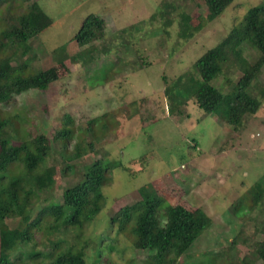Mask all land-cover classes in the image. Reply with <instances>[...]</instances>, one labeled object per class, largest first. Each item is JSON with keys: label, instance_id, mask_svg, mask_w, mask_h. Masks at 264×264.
<instances>
[{"label": "rangeland", "instance_id": "374dc122", "mask_svg": "<svg viewBox=\"0 0 264 264\" xmlns=\"http://www.w3.org/2000/svg\"><path fill=\"white\" fill-rule=\"evenodd\" d=\"M34 4L52 22L20 45L15 59L28 62L27 68L37 75L51 71L58 81L46 90L32 86L0 105L1 115L13 121L4 133L14 136V143L41 136L47 141L48 177L40 207L48 204L44 199L49 196L61 203L66 190L84 180L89 164L112 163L102 186L101 221L85 232L86 238L92 230L96 234L93 243L81 250L86 264L145 263L147 256L132 247L131 235L118 234L115 226L108 228L110 221L105 222L139 202L141 189L191 211L202 209L212 219V226L180 263H203L205 255L220 253L256 261L258 239L253 234L264 227V198L254 210L248 208L249 190L264 180V100L236 131L222 111L205 115L193 95L203 83L197 60L219 47L226 53L235 49L245 59L240 66L228 55L213 82L228 96L227 103L236 96V83L243 74H255L250 95L260 97L262 57L232 30L264 0H234L212 21L206 19L203 0L29 3ZM17 6V12H22V6ZM182 13L190 17L184 36L178 26ZM89 15L100 17L105 31L99 41L81 47L76 34ZM66 114L69 121L64 123ZM91 119L95 120L93 131L85 140L93 149L67 162L60 155L64 147L54 142L60 126L64 123L76 135ZM67 140L70 153L74 139ZM244 197L245 214L235 215L232 205ZM5 223L16 226L13 220ZM54 227L62 228L59 222ZM74 236L69 230L71 244L76 243ZM235 239L237 246L228 251ZM224 262L217 257L214 264Z\"/></svg>", "mask_w": 264, "mask_h": 264}, {"label": "trees", "instance_id": "16d2710c", "mask_svg": "<svg viewBox=\"0 0 264 264\" xmlns=\"http://www.w3.org/2000/svg\"><path fill=\"white\" fill-rule=\"evenodd\" d=\"M31 1L0 0V105L32 86L46 90L58 81L51 71L37 75L27 68L28 62L20 63L15 59L19 46L26 45L31 36L52 22L35 4L29 5ZM233 1L203 0L208 10L207 21L221 16ZM17 5L22 6V12H17ZM189 21L190 17L182 13L178 25L181 36L189 28ZM104 31L103 20L89 15L76 36L83 47L99 41ZM232 31L239 32L243 42L260 53L264 64V4L249 9ZM228 55L240 66L245 63L235 49L226 53L219 47L197 60L203 83L193 97L205 115L222 111L226 123L237 131L245 116L254 115L260 109L264 89H259V98L252 97L250 89L256 76L254 73L243 74L236 83V96L227 103L230 99L213 82L221 75L222 62ZM63 119L64 123L69 121V115ZM12 122L10 117L5 118L0 112V264H86L81 250L86 243H93L96 234L92 230L91 237L86 238L85 232L101 221L102 186L108 181L107 173L113 169L112 163L106 160L89 164L84 168V180L68 188L61 203L49 196L44 199L48 204L40 207L39 199L46 191L48 173L44 162L49 146L42 136L14 143L15 137L4 133ZM64 123L54 142L64 147L60 155L66 157L67 162L77 161L93 149L85 137L92 133L95 120H89L76 135ZM70 137L74 144L69 153L66 148ZM66 167L70 168L69 165ZM140 194L139 202L120 209L105 222L110 221L108 228L115 226L118 234L131 235L132 247L147 256L144 264H214L217 257L224 259V264H264V227L253 234L258 239L254 251L256 261L220 253L205 255L203 263L201 260L180 263V259L188 257L193 245L212 226V219L202 209L191 211L173 205L150 190L141 189ZM249 195L251 206L248 210L252 211L263 201L264 180L257 181ZM244 199L240 198L232 205L235 215L245 214ZM90 208L91 211L88 210ZM6 220L16 221V226L10 228ZM58 222L62 228L54 227ZM69 230L76 235L75 244L69 242ZM102 238L103 233L98 240ZM242 241L247 242L248 238ZM237 244L238 241L233 240L228 251ZM97 253L99 256L100 252Z\"/></svg>", "mask_w": 264, "mask_h": 264}]
</instances>
